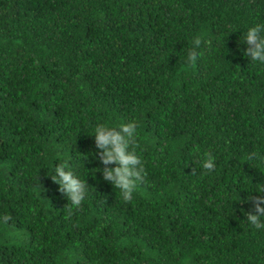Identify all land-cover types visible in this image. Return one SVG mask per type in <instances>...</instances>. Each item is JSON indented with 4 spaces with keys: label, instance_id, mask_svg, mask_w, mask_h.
<instances>
[{
    "label": "trees",
    "instance_id": "16d2710c",
    "mask_svg": "<svg viewBox=\"0 0 264 264\" xmlns=\"http://www.w3.org/2000/svg\"><path fill=\"white\" fill-rule=\"evenodd\" d=\"M258 22L264 0H0V264H264L244 188L264 183ZM127 120L147 172L130 201L89 133ZM57 157L88 183L79 207Z\"/></svg>",
    "mask_w": 264,
    "mask_h": 264
},
{
    "label": "clouds",
    "instance_id": "9594fccd",
    "mask_svg": "<svg viewBox=\"0 0 264 264\" xmlns=\"http://www.w3.org/2000/svg\"><path fill=\"white\" fill-rule=\"evenodd\" d=\"M241 42L247 46L244 55L250 61L264 65V23L247 26L242 32ZM202 43L210 41H204L201 37L193 39L194 47L188 53L189 60L197 58ZM137 129L138 124L134 120H127L115 125L97 122L89 132L94 135L98 150L94 158L98 157L104 165L103 168H96L97 171L102 173L104 181L119 190L125 201L133 198L137 184L142 183L147 175L142 153L138 149ZM81 156L80 165L85 168ZM83 159L86 160L87 155ZM249 159L264 163V154L253 153ZM55 161L51 179L58 184L59 191L72 206H81L88 191L87 181L78 173L70 158L57 157ZM199 163L202 170L211 173L216 168V157L211 151L205 152ZM244 188L250 190L246 199L251 203V210L245 212L246 221L254 229L264 231V183Z\"/></svg>",
    "mask_w": 264,
    "mask_h": 264
}]
</instances>
